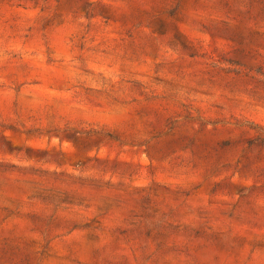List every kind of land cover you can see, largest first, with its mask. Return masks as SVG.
<instances>
[{
  "label": "rangeland",
  "instance_id": "rangeland-1",
  "mask_svg": "<svg viewBox=\"0 0 264 264\" xmlns=\"http://www.w3.org/2000/svg\"><path fill=\"white\" fill-rule=\"evenodd\" d=\"M0 264H264V0H0Z\"/></svg>",
  "mask_w": 264,
  "mask_h": 264
}]
</instances>
